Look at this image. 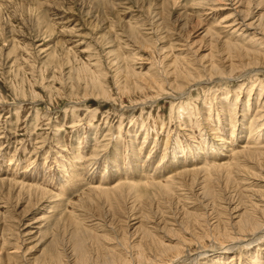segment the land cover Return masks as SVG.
<instances>
[{
  "label": "rangeland",
  "instance_id": "rangeland-1",
  "mask_svg": "<svg viewBox=\"0 0 264 264\" xmlns=\"http://www.w3.org/2000/svg\"><path fill=\"white\" fill-rule=\"evenodd\" d=\"M262 192L264 0H0V264H264Z\"/></svg>",
  "mask_w": 264,
  "mask_h": 264
},
{
  "label": "bare ground",
  "instance_id": "bare-ground-1",
  "mask_svg": "<svg viewBox=\"0 0 264 264\" xmlns=\"http://www.w3.org/2000/svg\"><path fill=\"white\" fill-rule=\"evenodd\" d=\"M252 155V154H251ZM215 162V161H214ZM216 167V166H215ZM224 167V166H223ZM218 168H219V166H218ZM227 170V169H226ZM184 174V173H183ZM180 175V174H179ZM194 179V178H193ZM118 190V189H117ZM36 195V194H35ZM209 195V194H208ZM262 195H263V192H262ZM38 197V196H37ZM44 198V197H43ZM261 199L263 200L264 199V195L263 196H261ZM259 200V201H262V200ZM38 200V199H37ZM41 200V199H40ZM45 200H46V198H45ZM47 202V201H46ZM50 202H51V200H50ZM38 203V202H37ZM49 203V202H48ZM54 203L56 204V205H54V206H57V207H60L61 205L58 203V202H56V201H54ZM257 203H259L258 201H257ZM45 204V203H44ZM52 205V204H51ZM257 205V204H256ZM45 207H47V206H45ZM49 207H50V205H49ZM48 207V208H49ZM258 208V207H257ZM256 209V208H255ZM48 211V210H47ZM238 211V210H237ZM259 211H256V212H253V213H258ZM247 214V213H246ZM246 214H237V216L238 217H240L241 219L243 218V219H246V224H245V226H247L248 228H250V231L253 233V232H255V231H258V230H260V228L263 226V224H264V220L259 216V215H257V216H255L254 218H252V217H249L248 216V214L246 215ZM56 218V217H55ZM70 223V222H69ZM74 228H75V226H74ZM74 228H72V230H74ZM77 228V227H76ZM81 229V228H80ZM76 230V229H75ZM82 231V230H81ZM75 232H77V231H75ZM263 232V231H262ZM70 233H72V231L70 232ZM77 234V233H76ZM71 235V234H70ZM69 235V236H70ZM73 236L75 235V234H72ZM78 235V234H77ZM76 235V236H77ZM73 236H72V238H73ZM68 244V243H67ZM252 244V243H251ZM250 245V244H249ZM60 247V246H59ZM65 247V246H64ZM76 247H79V249L80 250H82V252H83V250H84V248H83V244L81 245V244H79V243H77V245H76ZM62 250V249H61ZM208 250V249H207ZM78 251V250H77ZM74 252V251H73ZM58 253V252H57ZM81 253V252H80ZM56 254V253H55ZM63 254V253H62ZM64 256V255H63ZM54 257H56V256H54ZM53 257V258H54ZM59 257V256H58ZM57 257V258H58ZM53 258H52V260H53ZM56 258V259H57ZM79 258H81L80 259V261L82 262V263H88L89 261L88 260H86V257H85V255H84V253H81L80 254V256H79ZM106 260V259H105ZM77 261V260H76ZM107 261V260H106ZM111 261V260H110ZM51 262V261H50ZM109 263V262H108ZM121 263V262H120Z\"/></svg>",
  "mask_w": 264,
  "mask_h": 264
}]
</instances>
